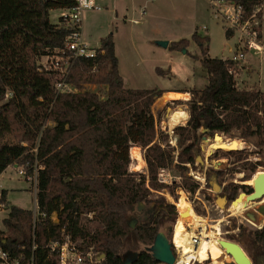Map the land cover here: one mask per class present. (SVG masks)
Here are the masks:
<instances>
[{
	"label": "trees",
	"instance_id": "trees-1",
	"mask_svg": "<svg viewBox=\"0 0 264 264\" xmlns=\"http://www.w3.org/2000/svg\"><path fill=\"white\" fill-rule=\"evenodd\" d=\"M230 1L249 12L262 5L260 0ZM75 5L76 0H0V176L14 165L23 168L27 176L43 167L37 176L36 219L33 211L9 205L3 220L5 230H0V247L14 258L33 256L36 264H57L49 244L69 238L81 252L98 255L97 264H160L145 249L154 244L166 222L175 221L177 210L163 197L152 199L157 191L174 189L158 181L159 169L173 166L182 178V189L196 193L199 184L188 177L184 165L195 166L196 143L213 133L263 138L264 92L240 88L229 73L232 62L210 58L209 38L197 31L191 40L171 42L172 51L198 59L188 51L195 44L207 74L203 89L186 91L190 99L183 102L189 119L185 126L174 128L181 148L175 164L174 148H162L156 142L152 113V106L165 91L123 87L112 34L101 40L94 59L73 60L66 82L77 92L59 93L57 78H53L58 72L39 71L44 57L68 56L63 53L64 45L76 28L62 16L52 22L50 15ZM226 36L230 37L228 32ZM233 67L237 74L249 68ZM156 71L166 75L159 68ZM87 85H100L105 91H89ZM167 137L162 135L164 140ZM233 142L238 147L229 155L241 157L239 150H244L245 144L237 139ZM135 145L144 150L147 163V173L138 174V178L129 172L130 149ZM131 157L139 162L137 170L144 167L138 148L131 149ZM206 175L209 188L222 171L210 168ZM223 193L233 201L239 187L229 183ZM2 194L8 207L4 190ZM142 202L153 204L154 218L132 229L126 215ZM240 232L252 248L253 264L263 262L264 227L248 234L244 228ZM131 240L144 249L135 261L125 263L120 252Z\"/></svg>",
	"mask_w": 264,
	"mask_h": 264
},
{
	"label": "rangeland",
	"instance_id": "rangeland-1",
	"mask_svg": "<svg viewBox=\"0 0 264 264\" xmlns=\"http://www.w3.org/2000/svg\"><path fill=\"white\" fill-rule=\"evenodd\" d=\"M97 10H86L82 13V36L91 46H99L101 39L112 34L116 44V55L119 61V71L123 79L125 89H175L176 92L185 93L190 89H203L207 84V74L202 64L198 62L200 58V49L191 44L188 51L196 54L198 59L192 58L184 52H174L169 46L163 48L157 45L158 42H176L182 39L191 40L192 35L197 31L200 35L209 38L210 58L221 59L231 56V49L236 42V37H227L222 23L218 22L214 16L211 6L207 0H91ZM221 1V0H219ZM264 1V0H263ZM61 12H51L52 22L59 20ZM262 22V21H261ZM263 39H264V8H263ZM98 49V48H97ZM56 59L53 56L41 59L43 64H55ZM260 64V63H259ZM258 64V65H259ZM165 71L164 76L159 75L157 68ZM256 68L250 66L248 70L240 73L237 77L238 85L242 89H258L259 86L264 90V62L260 66L259 76L255 72ZM70 74V73H69ZM59 76L54 75V79ZM259 85V86H258ZM74 91L77 90L73 87ZM89 91H105V87L100 85H87ZM186 96H182L185 99ZM184 110L188 114V108L183 101L166 100V94L158 98L152 106V113L156 120V142H160L162 148H174V163H178V155L181 150L179 137L174 134L173 128L169 127V116L173 111ZM188 119L177 126H185ZM166 121V122H165ZM175 126V127H177ZM163 127L165 130H162ZM167 128V129H166ZM173 131V132H171ZM204 128L200 129L203 133ZM168 135L164 140L162 135ZM218 133L207 134L193 149L195 157V166L188 168V177L205 176L206 181L196 193L192 194L182 189V178L173 166L169 168L171 174L177 178L174 189H164L155 192L152 199L163 197L169 204L175 205L177 217L174 222H166L161 232L166 233L171 227H174L179 221V212L181 204L184 201L189 202L192 208L198 210L196 214L209 221L210 225L219 223L221 235L218 240H229L239 244L246 254L250 257V244L246 241L247 236L242 235L263 227L264 222L247 221L243 210L233 211L230 205L220 209L216 205L217 195L221 196L224 187L232 181L241 182L251 180L258 172H264V135L263 138L240 139L237 133L232 135L219 134L223 138L225 148L213 151L211 142H214V136ZM234 139L240 140L245 144L241 157L229 155L230 151L236 152L238 145L233 142ZM177 143V147H172L171 142ZM212 142V143H213ZM187 144V142H186ZM138 148L145 161L142 149ZM129 172L140 175L147 173V163L142 169L137 170L139 162L131 157ZM191 165V164H184ZM13 167V166H11ZM213 168L216 171H222V176L212 184L219 186L218 193L213 190V186L207 188V170ZM19 169V167H18ZM251 169H254L251 170ZM1 186L9 203L7 209L0 210V230H5L3 220L7 217L9 205L34 211L37 195L34 191V182H28L23 176L18 174L17 169H8L3 173L0 180ZM221 183V186L219 185ZM240 193V192H239ZM223 196V195H222ZM238 197V196H237ZM171 198V199H170ZM240 212V213H239ZM233 213V214H232ZM88 218H91L88 216ZM127 222L134 228L138 223L149 222L154 218L153 204L142 202L136 205L131 212L126 215ZM208 218V219H207ZM52 220L57 223V216L53 215ZM255 224V225H254ZM132 228V229H133ZM244 233V234H245ZM233 237L234 239H230ZM173 238V237H172ZM171 238V242H172ZM173 243V242H172ZM144 249L138 242L128 241L121 249L122 257L138 253ZM251 259V257H250ZM203 262V263H199ZM219 262L222 264L233 263L226 260L223 256ZM196 264H214L212 260L198 261ZM260 264H264V261Z\"/></svg>",
	"mask_w": 264,
	"mask_h": 264
},
{
	"label": "built area",
	"instance_id": "built-area-1",
	"mask_svg": "<svg viewBox=\"0 0 264 264\" xmlns=\"http://www.w3.org/2000/svg\"><path fill=\"white\" fill-rule=\"evenodd\" d=\"M209 5L213 11L214 18L223 24L226 31L225 33L228 32L230 37H236V42L231 49V56L221 59L223 61H230L233 65L238 67L252 66L250 59H254V61L262 64L264 62V39L261 32V21L264 6H256L249 12L242 4L230 0H209ZM93 9L97 10L98 8L93 5L91 0H76L75 7L61 12L60 14V16L68 19L72 29L76 28L64 45L63 53L67 52L69 54L66 57H62L59 54L54 55L53 58L56 59L55 64H43L42 67L39 68L40 72H58L57 75L59 77L56 79L55 88L59 93L75 92L73 87L66 82L73 65V60L82 57L94 59L98 55V49L91 47L83 39L81 30L82 13L86 10ZM233 65L229 67V73L234 75L237 79L240 74H237ZM162 130H165V128L163 127ZM170 144L172 147H177V143L175 144V142L170 141ZM185 166L190 168L191 165ZM42 168V166H39L35 169L33 175L29 176L25 175L23 168L19 167L18 169V174L23 176L26 181L34 182L35 192L37 189L38 169ZM191 176L194 178L193 181L199 184L200 189L206 181L205 176L203 178L195 174H191ZM158 181L167 186H173L175 183H178L177 178L166 168L159 169ZM2 190L0 186V210H5L7 206L3 200ZM33 215L35 220L37 217L36 200ZM89 217H92V214H90ZM199 242H201L200 236L193 237L191 239V246L197 247ZM172 245L175 255L174 264H196V262H198L191 254H187L188 256L183 255L182 248H178L174 243H172ZM49 250L56 255L57 264H97L100 259V257L93 254L92 251L88 253L81 252L76 244L69 238L61 242H50ZM0 264H36V262L33 256L28 260L14 258L8 251L0 247Z\"/></svg>",
	"mask_w": 264,
	"mask_h": 264
},
{
	"label": "bare ground",
	"instance_id": "bare-ground-1",
	"mask_svg": "<svg viewBox=\"0 0 264 264\" xmlns=\"http://www.w3.org/2000/svg\"><path fill=\"white\" fill-rule=\"evenodd\" d=\"M184 110H176L170 114L168 121L169 127L174 128L188 119V114ZM212 142L211 149L213 151L218 149L221 150L220 148L226 147L221 139H215L214 142ZM259 173L260 172H258L257 175ZM249 185H253V180L249 181ZM245 202L246 198L245 196H242L241 200L231 204L232 210L242 211ZM180 207L181 210L179 216L183 217H179L178 223L174 226V237L172 238V241L178 248L183 249V255L188 256L187 254H191L197 261H206L209 259L212 260L214 264H222L219 260L223 256L226 260L234 262L233 258L221 249L219 244L220 240L217 239V236L221 235L219 227V223L221 224V222L219 221L218 224L210 225L208 220L201 218L196 214L192 205L187 201L182 202ZM196 236L201 237V242H199L197 247H193L191 246V239Z\"/></svg>",
	"mask_w": 264,
	"mask_h": 264
},
{
	"label": "water",
	"instance_id": "water-1",
	"mask_svg": "<svg viewBox=\"0 0 264 264\" xmlns=\"http://www.w3.org/2000/svg\"><path fill=\"white\" fill-rule=\"evenodd\" d=\"M158 46L167 48L169 46V42H158ZM219 134L214 136V139H217ZM253 185H252V193L246 195L244 193H240L236 199L228 203L225 196H219L216 200V205L222 209L225 208L226 205H230L241 200L242 196H245L246 202L244 209L248 207L250 203L256 202L264 197V172H260L258 175L255 174L252 177ZM212 188L214 191L218 193L219 186L217 184H212ZM129 225V224H128ZM130 228H133L132 225H129ZM174 232V227L169 229L168 234L159 233L155 239L154 244L151 247L146 248L145 250L152 253L157 261L164 264H174L175 263V255L172 250V244L170 243V238H172ZM221 249H223L227 255L233 258V263L228 264H253L250 257L246 254L244 249L237 243L229 241V240H220L219 241ZM138 256V253H133L129 256L124 257V262L135 261Z\"/></svg>",
	"mask_w": 264,
	"mask_h": 264
},
{
	"label": "flooded vegetation",
	"instance_id": "flooded-vegetation-1",
	"mask_svg": "<svg viewBox=\"0 0 264 264\" xmlns=\"http://www.w3.org/2000/svg\"><path fill=\"white\" fill-rule=\"evenodd\" d=\"M231 183H233L239 187L240 193H244V194L248 195V194L252 193V191H253L252 185H249V180L248 181L243 180L241 182H237L234 180ZM222 195L226 197L228 203L231 202L228 200L226 194L222 193ZM218 197H219V195H217V198ZM243 212H244L245 219L247 221H253L255 223L259 222V224H262L264 222V197L261 198L260 200H257L256 202L250 203L246 209H243ZM263 227H264V225H263ZM263 227H258V229L260 230ZM168 232H169V230H168ZM168 232H166L165 234H168ZM172 237H174V236H172ZM170 243L172 244L171 238H170ZM172 250L174 252L173 245H172Z\"/></svg>",
	"mask_w": 264,
	"mask_h": 264
},
{
	"label": "crops",
	"instance_id": "crops-1",
	"mask_svg": "<svg viewBox=\"0 0 264 264\" xmlns=\"http://www.w3.org/2000/svg\"><path fill=\"white\" fill-rule=\"evenodd\" d=\"M205 1V0H204ZM208 1V3H209V0H207ZM261 2H262V6H264V1L263 0H260ZM264 8V7H263ZM262 22H263V11H262ZM261 32H262V37H263V24H262V26H261ZM102 40V39H101ZM113 40H114V38H113ZM171 43V42H170ZM170 43H169V45H170ZM100 44H101V42H100ZM100 44H99V46H97V47H94V48H99L100 47ZM114 44H115V42H114ZM91 46V45H90ZM91 47H93V46H91ZM115 53H116V44H115ZM185 54V53H184ZM192 56H194V57H196L197 55L196 54H192V53H190ZM117 56V55H116ZM118 58V57H117ZM198 62H200L199 60H197ZM250 61H251V63H252V66H253V68H256L257 70H255V69H253V70H255V72L258 74V76H259V69H260V66L262 65V64H259L258 62H256V61H254V59H250ZM259 64V65H258ZM159 68V67H158ZM259 68V69H258ZM159 69H161V70H163L162 68H159ZM164 71V70H163ZM120 72V71H119ZM259 86V85H258ZM259 89L261 90V91H263L264 92V90H262L261 89V87L259 86ZM160 90V89H159ZM161 90H163V91H165L164 92V94H166V100L167 101H169V102H172V101H186V100H189L190 99V95L187 93V92H185V93H180V92H176L175 91V89H161ZM172 96H186V98L185 99H182V98H179V97H172ZM17 169V171H18V166L17 165H14L13 167H8L6 170H5V172H7V170L8 169ZM4 172V173H5ZM2 176H3V174L0 176V180H1V178H2ZM0 186H1V183H0ZM1 188H2V186H1ZM7 201V200H6Z\"/></svg>",
	"mask_w": 264,
	"mask_h": 264
}]
</instances>
